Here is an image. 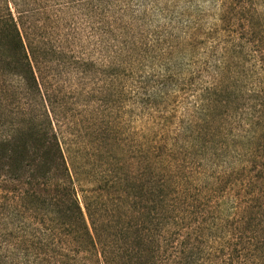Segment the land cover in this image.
Segmentation results:
<instances>
[{
  "label": "rangeland",
  "instance_id": "374dc122",
  "mask_svg": "<svg viewBox=\"0 0 264 264\" xmlns=\"http://www.w3.org/2000/svg\"><path fill=\"white\" fill-rule=\"evenodd\" d=\"M6 4L38 89L0 71V138L47 118L87 218L165 205L207 264H264V0ZM17 239L0 264L24 263Z\"/></svg>",
  "mask_w": 264,
  "mask_h": 264
},
{
  "label": "trees",
  "instance_id": "16d2710c",
  "mask_svg": "<svg viewBox=\"0 0 264 264\" xmlns=\"http://www.w3.org/2000/svg\"><path fill=\"white\" fill-rule=\"evenodd\" d=\"M5 7L0 71L15 77L30 96L38 85L14 12ZM26 115L0 138V239L18 236L13 250L22 254L23 264L211 262L200 258L193 233L180 236L164 228L168 206L157 204L138 216L125 207L112 220L97 221L86 204L87 218L52 123Z\"/></svg>",
  "mask_w": 264,
  "mask_h": 264
}]
</instances>
